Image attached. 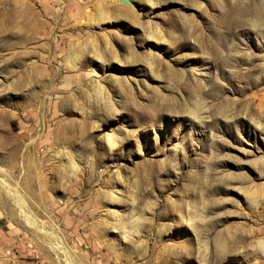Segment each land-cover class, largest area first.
<instances>
[{
  "label": "rangeland",
  "instance_id": "1",
  "mask_svg": "<svg viewBox=\"0 0 264 264\" xmlns=\"http://www.w3.org/2000/svg\"><path fill=\"white\" fill-rule=\"evenodd\" d=\"M235 1L0 0V264H264V23Z\"/></svg>",
  "mask_w": 264,
  "mask_h": 264
},
{
  "label": "bare ground",
  "instance_id": "2",
  "mask_svg": "<svg viewBox=\"0 0 264 264\" xmlns=\"http://www.w3.org/2000/svg\"><path fill=\"white\" fill-rule=\"evenodd\" d=\"M248 1H250V0H248ZM103 2H104V0H103ZM98 6H100V5H98ZM104 8H105V6H104ZM99 10L100 9H98V13H99V14L97 13L98 15L101 14L100 13L101 10L100 11ZM103 10H105V9H103ZM231 12L233 14L232 16L235 17L236 20H239L240 22H247L248 21V23L251 21L250 23H252L254 27H257L259 24L264 23V0H254V1H250V3H247V0H246V2L243 1V0H236L234 2V4L231 6ZM87 13L89 14V18L91 19V11H90V9H89V11ZM248 15L249 16H252V18L249 19L248 18ZM92 16H94V15H92ZM259 29L260 28H258V30ZM68 51L69 52H68V58H67V62L68 63L67 64H69V66L72 69H75L78 66L79 58L80 57H83V54L82 53H78L76 51V48L75 47L72 48V49H70V50H68ZM80 60H83V58H81ZM20 68L22 69V67H20ZM32 70H34L35 73L30 77L29 80L26 79V80H28V83H26V86H28V88L26 89V92H24V97H30L31 99L38 100L39 97H40V90L37 91L36 90V87L38 85L42 86V84L44 82L48 81V79H47L46 76L50 72L47 71L48 69H46L45 65L44 66L43 65L34 66ZM194 116H195V114H194ZM28 134H29V127H24L23 130H22V132H21V134L19 135V137L20 138H25V136H27ZM16 142H17V139H12L13 145H16ZM26 148H29V143L26 145ZM12 162L15 163L16 162V159L13 160ZM69 163L70 164L68 166L70 168H73L74 167V162L70 161ZM127 221H125V222L123 221V222L119 223V228L120 229H124L125 227H127V228H132L133 229V227H135L136 225H138L137 223H140V222H137V221H136L137 223H134V222L132 223V221L127 222ZM24 222L27 224V226H29L33 230L39 232L38 231L39 230L38 229L39 226L36 224L35 219L33 220V219H30L29 218V222H26L25 220H24ZM189 223L193 226V220L189 219ZM195 225H196V223L194 224V226ZM195 227H193L194 228V231H195V234L197 235V237H199L201 230H198ZM136 230H137V228H136ZM44 238L46 239V241L47 240L48 241L51 240V239H49L46 236ZM235 241H236V238H234L233 236H229L228 237L225 234V231L222 230V231H219L217 233L216 239L214 241V247L219 252V254H223L224 252L228 251V249L230 247V244H231L230 242H233L234 243ZM203 251L205 252V249Z\"/></svg>",
  "mask_w": 264,
  "mask_h": 264
},
{
  "label": "water",
  "instance_id": "3",
  "mask_svg": "<svg viewBox=\"0 0 264 264\" xmlns=\"http://www.w3.org/2000/svg\"><path fill=\"white\" fill-rule=\"evenodd\" d=\"M120 1L123 2V3H126V4L130 3V0H120Z\"/></svg>",
  "mask_w": 264,
  "mask_h": 264
}]
</instances>
